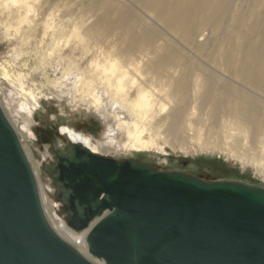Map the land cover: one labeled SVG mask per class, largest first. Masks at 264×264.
Returning a JSON list of instances; mask_svg holds the SVG:
<instances>
[{"label": "water", "instance_id": "water-1", "mask_svg": "<svg viewBox=\"0 0 264 264\" xmlns=\"http://www.w3.org/2000/svg\"><path fill=\"white\" fill-rule=\"evenodd\" d=\"M2 110L0 264H94L49 224ZM51 147L54 161L42 165L50 197L72 230L94 221L86 248L104 264H264V188L100 156L80 144Z\"/></svg>", "mask_w": 264, "mask_h": 264}, {"label": "bare ground", "instance_id": "bare-ground-1", "mask_svg": "<svg viewBox=\"0 0 264 264\" xmlns=\"http://www.w3.org/2000/svg\"><path fill=\"white\" fill-rule=\"evenodd\" d=\"M129 1L174 36L183 49H190L195 59L179 60L175 53L177 48L170 42L156 47L152 34L143 32L140 35L125 13L118 14L106 27L116 38L109 41L101 38L104 49L100 56L91 54L87 57L96 44L91 47L80 44L85 37L81 36L77 24L66 27L59 19L57 22L48 20L57 0H0V37L16 62L30 53L26 57H32L35 71L40 63L44 64L37 58V53L43 51L52 55L55 49L66 48L69 58L59 57L51 67L55 73L60 72L64 80L60 85L68 82L76 88L81 84L90 91V96L81 100L107 127L103 133L106 140L101 141L102 144H112L116 149L154 148L163 152L159 139L149 134L150 139L145 136L151 113L159 103V95L151 91L156 86L162 89L167 85L172 86L176 97L191 89L198 95L193 102L195 108L202 109L209 104L207 120L228 123L247 136L252 145L264 148V0H252L253 5L262 6L261 11L255 6L249 16H234L229 24L232 0ZM91 31L90 37L97 42L98 31L94 28ZM205 36L208 41L213 39L208 46L200 43ZM2 73L8 78L7 71ZM25 80L28 81L27 76L19 72L18 85L32 97L29 87L23 86ZM53 83L60 86L58 80ZM178 116L179 112L171 116L166 128L168 136L179 130ZM62 130L69 136L71 144H80L93 153H100L90 137L69 127H62ZM231 139L239 141V137ZM47 151L49 153V149ZM45 175L35 173L36 182L39 178L43 184ZM46 186L52 189L48 181ZM66 222L61 218L58 226L63 231L61 236L82 237L83 240L94 224L93 221L87 229L77 233ZM83 242L85 244L86 240ZM84 244L79 248L88 252L87 243Z\"/></svg>", "mask_w": 264, "mask_h": 264}, {"label": "rangeland", "instance_id": "rangeland-1", "mask_svg": "<svg viewBox=\"0 0 264 264\" xmlns=\"http://www.w3.org/2000/svg\"><path fill=\"white\" fill-rule=\"evenodd\" d=\"M232 2L233 10L229 14L227 24L231 23L234 16H249L252 8L256 6V3L253 5L252 0H232ZM54 6L56 7L50 11L52 17L48 20L57 22L59 19L66 27L75 23L81 36L85 37V40L80 44L83 47H91L90 45L96 44L95 49L92 53L90 51L87 57H90L91 54L100 56L99 53L104 49L101 38L108 39V41L110 38H116L106 27L110 22L116 20L118 14L125 13L131 18V22L138 29L140 35L143 32L152 34L156 47L170 42L174 48H177L175 53L179 60L195 59L189 52L190 49H183L174 40V36L172 37L169 32L160 28L129 0H57V5ZM256 7H260L259 11L262 10L261 5ZM34 25H38V23ZM92 28L98 31L100 41L94 42L90 37L89 33L92 32ZM205 38L206 36L200 43H204L206 46L210 45L213 39L208 41ZM2 40L3 38L0 37V105L20 139L34 175L35 173L43 175V160L49 161L52 155L51 161H54L53 154L47 153V148H45L46 152L45 150L41 152L37 147L38 135H36L35 128L38 126L53 128L55 134H58L60 143L65 144V148L71 142L62 127H69L90 137L93 145L100 150L98 154L101 155L119 159L136 158L153 163L157 166L156 168L162 170L181 171L207 181L230 179L264 188V148L252 145L247 136L240 134L235 127L228 123L221 124L207 120L209 104L202 109L195 108L193 102L196 101L198 95H195L191 89L181 97H176L173 94L172 86L163 85L162 89L160 86H156L151 91L159 95V103L151 113V119L146 126V135L149 134V136L159 139V145L164 149L163 152L154 148L116 149L112 144L101 143L106 140L103 133L107 127L100 120L99 115L91 107H88L85 101L81 100L89 95L88 88L80 84L76 89L70 84L69 86L68 82H66L67 85H60L61 82L64 84V80L60 72L55 73L51 67V65L55 66L59 57L64 60L69 58L68 52L65 51L66 48H62L60 51L55 49L56 52L52 55H46L43 51L37 53V58L44 64L40 63L38 70L35 71L36 66L32 57H26L30 53L18 58L16 62L15 59H12L14 55ZM48 58L54 59V61L50 62ZM3 70L8 72V78L4 77ZM19 72H23L27 76L28 81L25 80L26 83H23V86L29 87L33 93L32 97L23 91L22 85H18L16 79ZM57 80L59 87L53 83ZM79 89L82 90L79 91ZM83 93L84 95H82ZM174 112L175 114L179 112L180 128L177 133L168 136L166 128ZM151 127L154 128L151 129ZM147 136L145 138L150 139ZM231 137H239V141L232 140ZM56 146L58 147V145ZM47 156H50V159ZM45 176H47L46 179L42 176L44 179H42V183L45 185L41 184L37 178V186L40 193L39 199H41L43 211L49 224L53 225L58 236L74 246L94 264H104L102 260H97L79 248L85 241L82 237L73 239L68 235H66L67 238L61 236L63 231L58 227L61 225L62 218L59 214L60 204L50 197L53 190L46 186V181L50 185L51 181L47 174ZM84 245L86 246V243Z\"/></svg>", "mask_w": 264, "mask_h": 264}, {"label": "flooded vegetation", "instance_id": "flooded-vegetation-1", "mask_svg": "<svg viewBox=\"0 0 264 264\" xmlns=\"http://www.w3.org/2000/svg\"><path fill=\"white\" fill-rule=\"evenodd\" d=\"M53 128L49 127V126H38L35 128V132L37 133L36 135H38V138L36 140V145L37 147L40 148L41 152L43 150L46 149L43 147H47V149H49V153L52 149L51 146L54 145H58V147L60 148H64L65 144H61L59 141V137L55 134L54 130H52ZM37 152V151H36ZM37 155L39 156V153L37 152ZM40 157V156H39ZM50 159V156H47ZM51 159H52V155H51ZM51 159L49 161H42L43 164H50L52 161Z\"/></svg>", "mask_w": 264, "mask_h": 264}]
</instances>
